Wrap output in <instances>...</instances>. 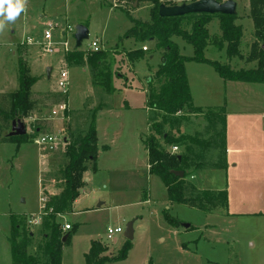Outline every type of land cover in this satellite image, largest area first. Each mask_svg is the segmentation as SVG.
Segmentation results:
<instances>
[{
    "label": "rangeland",
    "instance_id": "obj_1",
    "mask_svg": "<svg viewBox=\"0 0 264 264\" xmlns=\"http://www.w3.org/2000/svg\"><path fill=\"white\" fill-rule=\"evenodd\" d=\"M233 1L238 3L237 23L243 27V59L228 56L227 44L220 50L209 46L204 56L235 71L256 69L258 61L247 63L246 59L255 46L263 47L264 38L255 33L249 0ZM152 8L150 0H28L15 23L0 32V94L19 89L21 58L38 79L32 88L37 109L25 120L27 135L34 139L21 145L0 143V264H12V216L31 232L29 253L45 259L41 252L46 232L43 222L27 227L25 217L41 213L43 187L58 194L64 188L67 147L43 152L34 140L53 134L72 143L90 132L95 114L97 162L86 165L85 185L74 212L57 219L63 227L71 226L63 229L71 235L63 247V264H86L94 243L106 250L103 256H117L128 241L124 234L130 222L134 223V239L128 257L108 264H264V176L257 171L264 168V159L257 156L264 148L260 126L264 84L226 81L210 63L192 59L190 43L174 38L181 55L189 58L186 68L194 106L212 111L224 107L226 112L222 114L224 124L220 115L209 119L206 112L182 114L186 117L171 130V137L180 142L168 148L178 146L176 153L190 159L187 177L197 188L225 190L229 199L227 206L213 213L169 202L164 182L150 174L143 142L155 115L147 105L149 83L162 64V52L153 40L142 43L125 37L133 27L126 11L133 19L148 22ZM50 26L54 27L52 41H68L71 50L76 49V28L87 27L89 38L79 49L87 52L93 41H99L102 51L109 54L107 63L117 91L108 95L94 87L90 68L68 64L63 52L45 53L44 35ZM65 32L69 33L66 37ZM209 33L212 38L222 35L217 17ZM144 47L148 48L144 58L129 59V52ZM62 71L68 72V95L58 87ZM61 95L68 98L66 112L60 109ZM38 126L41 130L36 133ZM186 136L210 141L212 146H195L182 140ZM232 158L238 162L237 170L231 166ZM198 163L204 168L196 169ZM166 213L174 223L168 222ZM118 227L124 232L109 239V228Z\"/></svg>",
    "mask_w": 264,
    "mask_h": 264
},
{
    "label": "trees",
    "instance_id": "obj_2",
    "mask_svg": "<svg viewBox=\"0 0 264 264\" xmlns=\"http://www.w3.org/2000/svg\"><path fill=\"white\" fill-rule=\"evenodd\" d=\"M153 4L150 21L136 20L126 11L133 22V27L126 33V38L146 43L153 40L157 50L162 52L165 62L149 83L148 108L155 112L150 120V135L144 139V146L148 153L149 171L164 182L167 189V199L172 204L190 206L204 212L213 213L224 208L228 204L227 192L200 190L189 181L187 167L190 159L182 154L168 151V146L180 142L171 137V130L180 122L182 114H203L206 112L209 119L220 115L225 123L226 112L224 107L219 111L202 110L194 106L193 95L190 89L189 77L186 64L188 57L180 53L179 45L174 38H180L194 47V58L198 63H210L217 74L226 81L261 83L264 84V50L255 46L251 56L246 59L247 63L258 61L256 69L233 70L229 65L212 62L204 56L205 50L213 45L222 49L227 44L228 56L241 58L240 45L243 37V27L237 23L238 14L211 15L207 13L184 15L183 17L160 16L159 10L162 5L182 6L185 3H193L199 0H150ZM225 2L228 0H215ZM250 15L255 25L257 36L264 38V0H249ZM217 17L220 20L222 35L220 38H212L209 33V25ZM143 49L129 52L127 55L131 61L144 58ZM109 54L101 51L98 53L83 52L78 49L66 54V62L73 65H87L93 76V85L102 88L106 94L112 95L115 88L112 83V73L107 61ZM38 79L30 74V69L21 58L19 61V89L16 92L0 94V143L15 142L21 145L31 140V136H9L14 122H25L33 117L37 109V102L33 99L32 88ZM59 96V95H58ZM63 102H67V96H63ZM183 118V119H184ZM96 114L93 116L90 132L85 137H78L74 142H69L65 154L68 163L63 170L64 188L60 193L55 190L47 192L49 208L53 213L45 215L43 227L45 229V243L41 248L44 260L29 253L32 244L31 232L26 231L24 222L19 224L18 218L12 216L11 246L12 264H63V247L70 241V234L63 231L64 227L58 223L59 216L73 213L75 202L79 199L81 189L85 185L84 174L89 162L96 164L98 159V138L95 128ZM224 127V125H223ZM225 128V127H224ZM223 128V129H224ZM36 133L41 128L38 126ZM10 130V131H9ZM5 131H8L5 133ZM222 131L220 134H224ZM34 139V138H33ZM161 140L164 144H161ZM182 140H189L191 144L201 148H211L210 141H202L198 137L186 136ZM167 146V147H166ZM190 148V147H189ZM181 157V159H179ZM198 163L195 168H204ZM174 171L185 172L184 178L173 174ZM60 188V187H59ZM169 223H174L168 214H164ZM68 235L66 242L64 237ZM100 243H94L89 254L86 256V264H108L125 260L131 250V242L127 241L120 253L115 257L103 256L106 252ZM149 264H152L151 262Z\"/></svg>",
    "mask_w": 264,
    "mask_h": 264
},
{
    "label": "built area",
    "instance_id": "obj_3",
    "mask_svg": "<svg viewBox=\"0 0 264 264\" xmlns=\"http://www.w3.org/2000/svg\"><path fill=\"white\" fill-rule=\"evenodd\" d=\"M53 29H54V27L50 26L49 29H47L45 31L44 37H45L46 43L43 44L45 53H47V54H56V53L63 52L64 54H67L69 52L74 51V50L70 49V44H69L68 41H64V42H60V43H54L52 41V39H53L52 30ZM68 30H69V32L73 31V30H70V28H68ZM67 34H69V33L65 32V33H63V36L66 37ZM143 50L144 51H148V48L144 47ZM101 51H102V49L100 47V44H99L98 40L93 41L89 45V49H87V52H91V53H98V52H101ZM58 87H59V90H60L61 94L68 95V92H69V77H68V72L67 71H62L60 73V76H59V79H58ZM67 108L68 107H67L66 103H63L60 106V109L63 112H66ZM34 142L39 148H41L43 150V152L46 151V152H49V153L58 150L59 148H61V146H64L63 148H65V147H68V145H69V141L66 138H62L61 139L60 136L53 135V134L41 135L38 138H36L34 140ZM168 151H171L172 153H176L178 151V146H171V147H169ZM47 154L45 156H48ZM47 192H50V191H48L47 189H45L43 187L42 199H41V202H42L41 213L39 215H37V216L32 215L29 218L25 217V221H26V226L27 227L40 225L43 222V219H44L45 215H47L48 213H53L54 212L53 208H49L47 206V204H48ZM50 194H51V192H50ZM70 229H71V226L69 224L65 225L64 230H70ZM123 232H124V229L121 228V227H118L116 229L109 228V230H108V238L112 239L115 234L123 233Z\"/></svg>",
    "mask_w": 264,
    "mask_h": 264
},
{
    "label": "water",
    "instance_id": "obj_4",
    "mask_svg": "<svg viewBox=\"0 0 264 264\" xmlns=\"http://www.w3.org/2000/svg\"><path fill=\"white\" fill-rule=\"evenodd\" d=\"M238 3L233 0H228L225 2H217L215 0H199L193 3H185L182 6H167L162 5L160 7L159 13L163 18L166 17H183L184 15L190 14H201L207 13L211 15H219V14H227V15H235L237 14ZM89 38V29L85 26H78L76 28L75 40H76V48L79 49L82 46V43ZM264 50V45H263ZM165 59L163 60V63ZM51 75V69H48V76ZM27 134L26 124L25 122H14L12 126V130L9 133V136H23ZM181 159V157H179ZM174 175L179 178L185 177V172L183 171H174ZM186 229H189L190 224L184 225ZM125 238L128 241H132L134 239V223L130 222L125 231ZM68 235H66L63 239L66 242Z\"/></svg>",
    "mask_w": 264,
    "mask_h": 264
},
{
    "label": "clouds",
    "instance_id": "obj_5",
    "mask_svg": "<svg viewBox=\"0 0 264 264\" xmlns=\"http://www.w3.org/2000/svg\"><path fill=\"white\" fill-rule=\"evenodd\" d=\"M28 0H0V32L15 23L26 10Z\"/></svg>",
    "mask_w": 264,
    "mask_h": 264
},
{
    "label": "crops",
    "instance_id": "obj_6",
    "mask_svg": "<svg viewBox=\"0 0 264 264\" xmlns=\"http://www.w3.org/2000/svg\"><path fill=\"white\" fill-rule=\"evenodd\" d=\"M77 49V48H76ZM75 49V50H76ZM78 50H80V49H78ZM163 57V56H162ZM163 60H164V57H163ZM163 62V61H162ZM152 78L153 77H151V79L150 80H152ZM240 82V81H239ZM113 83V82H112ZM242 83H245V82H242ZM114 87V86H113ZM115 88V87H114ZM117 91V89L115 88V92ZM114 92V93H115ZM64 103H66V105H67V107L69 108V103H68V98H67V102H64ZM106 108H109L108 106L107 107H105L104 109H106ZM198 108V107H197ZM260 126H261V130L262 131H264V115H261V117H260ZM71 142V141H70ZM239 151V149L238 150H235V152H238ZM260 156V157H262V159H264V148L263 149H260V150H258L257 151V156ZM230 162H231V166H233V170H237L238 169V162H236V158H232L231 160H230ZM234 163V164H233ZM257 171H261L262 172V175L264 176V168H260V167H258V169H257ZM191 178H193V176H191ZM84 180H85V175H84ZM199 188V187H198ZM200 190H210V191H222V189H216V188H214V189H207V188H199ZM78 202H79V199L75 202V205H74V208L76 207V205L78 204ZM73 212H74V210H73Z\"/></svg>",
    "mask_w": 264,
    "mask_h": 264
}]
</instances>
